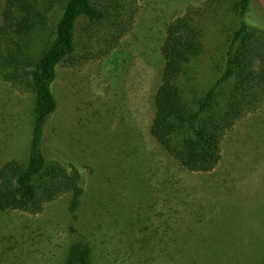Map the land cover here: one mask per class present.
<instances>
[{
  "label": "rangeland",
  "instance_id": "rangeland-1",
  "mask_svg": "<svg viewBox=\"0 0 264 264\" xmlns=\"http://www.w3.org/2000/svg\"><path fill=\"white\" fill-rule=\"evenodd\" d=\"M207 1L137 0L133 28L113 52L76 69L61 67L50 128L81 172L84 206L75 220L70 197L36 217L0 218L1 244L18 243L14 252H0L4 264H63L75 239L71 226L76 237L91 240L95 264H263L264 108L226 135L211 174L183 171L150 134L161 48L175 19L203 10L201 77L211 87L225 72L241 19ZM94 3L103 11L112 5ZM249 20L264 26V0L251 1ZM33 109L32 96L0 78V164L27 157Z\"/></svg>",
  "mask_w": 264,
  "mask_h": 264
},
{
  "label": "trees",
  "instance_id": "trees-1",
  "mask_svg": "<svg viewBox=\"0 0 264 264\" xmlns=\"http://www.w3.org/2000/svg\"><path fill=\"white\" fill-rule=\"evenodd\" d=\"M111 1L114 11L101 10L94 0H4L0 78L14 91L32 96L34 109L27 157H11L0 164V218L12 213L36 217L65 197H70L72 218L79 217L86 191L77 164L69 160L50 128L59 109L54 88L63 65L76 69L101 59L130 34L137 0ZM251 1H207V6L241 19L225 72L211 87L201 77L207 54L203 10L190 9L167 28L150 134L183 171L213 173L223 159L226 135L264 108V26L249 20ZM70 234L75 239L63 264H95L91 240L76 237L72 226ZM1 243L0 252L8 247L12 253L18 246Z\"/></svg>",
  "mask_w": 264,
  "mask_h": 264
}]
</instances>
